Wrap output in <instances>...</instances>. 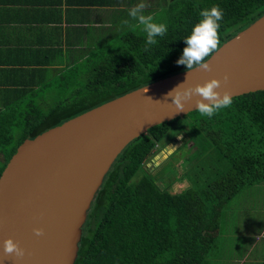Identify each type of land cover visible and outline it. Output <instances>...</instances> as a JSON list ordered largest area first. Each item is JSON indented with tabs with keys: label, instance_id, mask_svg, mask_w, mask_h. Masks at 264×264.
<instances>
[{
	"label": "trees",
	"instance_id": "1",
	"mask_svg": "<svg viewBox=\"0 0 264 264\" xmlns=\"http://www.w3.org/2000/svg\"><path fill=\"white\" fill-rule=\"evenodd\" d=\"M214 5L224 12L220 46L264 15V0H168L162 9L168 32L148 51L146 33L128 31L68 65L59 80L16 82L0 105V176L26 138L187 70L177 64L184 39L200 10ZM185 118L175 130L186 135L183 145L154 169L147 162L182 118L150 128L120 153L88 211L75 264H202L212 252L227 222L225 211L245 189L264 181V90L233 97L231 107L212 118L197 111ZM184 159L188 164L179 176L189 184L174 193L167 178Z\"/></svg>",
	"mask_w": 264,
	"mask_h": 264
},
{
	"label": "water",
	"instance_id": "2",
	"mask_svg": "<svg viewBox=\"0 0 264 264\" xmlns=\"http://www.w3.org/2000/svg\"><path fill=\"white\" fill-rule=\"evenodd\" d=\"M210 64L211 71L159 79L26 138L0 176V264L76 263L88 211L120 153L150 128L196 111L199 97L181 112L165 100L177 85L227 74L218 91L236 97L264 90V15L223 43ZM172 153L167 149L154 166ZM8 238L26 250L22 259L4 257Z\"/></svg>",
	"mask_w": 264,
	"mask_h": 264
},
{
	"label": "crops",
	"instance_id": "3",
	"mask_svg": "<svg viewBox=\"0 0 264 264\" xmlns=\"http://www.w3.org/2000/svg\"><path fill=\"white\" fill-rule=\"evenodd\" d=\"M167 1L0 0V105L16 82L59 80L68 65L131 31L138 23L131 8L145 3L144 14L155 18ZM233 206L245 229L222 231L202 264H264V181L245 189Z\"/></svg>",
	"mask_w": 264,
	"mask_h": 264
},
{
	"label": "clouds",
	"instance_id": "4",
	"mask_svg": "<svg viewBox=\"0 0 264 264\" xmlns=\"http://www.w3.org/2000/svg\"><path fill=\"white\" fill-rule=\"evenodd\" d=\"M148 6L145 3H140L129 10V16L132 20L138 21L133 26H143V31L146 33L145 51L158 43L157 37H163L168 32L167 23L156 22L153 15L144 14V9ZM199 16L200 20L192 28L191 34L184 39L186 47L177 61L178 65H186L188 74L197 69L211 71L210 61L220 51L219 29L224 16L223 9L219 5H214L210 9L200 10ZM122 23L129 25L130 21L125 20ZM228 80L229 76L225 74L223 81L213 78L194 87H185V80V82L168 92L165 100L171 99V103L176 107V112H181L185 111L186 105L193 100V97H199L195 100V110L202 117L212 118L221 109L229 108L233 104V97L229 91L221 92L217 90L221 89L223 83ZM170 148L175 149L174 146ZM34 233L37 237H40L44 235V230L36 228ZM3 253L5 258L15 256L17 259H22L26 254V250L13 238H8L3 243Z\"/></svg>",
	"mask_w": 264,
	"mask_h": 264
},
{
	"label": "rangeland",
	"instance_id": "5",
	"mask_svg": "<svg viewBox=\"0 0 264 264\" xmlns=\"http://www.w3.org/2000/svg\"><path fill=\"white\" fill-rule=\"evenodd\" d=\"M164 10H161V11H158L157 12V15L155 17V21L156 22H164L163 21V16L162 14L164 13L163 12ZM133 29L131 31H136V32H144L143 29L140 30L139 28L137 27H132ZM130 30V29H128ZM112 42V41H111ZM120 42V41H119ZM117 43V46H120L122 42L120 43ZM60 82V81H59ZM48 99H50L49 95H48ZM184 121V122H183ZM187 121V118H182L180 120H178L174 126V128L172 129V131L167 135V137L165 138V141L164 143L162 142L161 145H160V149L156 152V154L147 162V166L150 167V168H155L156 166H154V164H156L157 162H154L155 160L157 159H160L161 156L164 155V153L167 151V149L173 153L178 149L180 148L181 145H183V138L184 136H186L183 132L178 134L176 133V129L180 130L181 127L183 124H185V122ZM187 126V125H186ZM186 129H188V126L185 127ZM189 134V133H188ZM188 139V138H187ZM169 141V142H168ZM174 146L175 149H171L170 147ZM191 146H193V141H190L188 144H187V148H185V150L187 151L189 148H191ZM194 149L192 148L190 151H193ZM164 152V153H163ZM171 155V154H170ZM169 155V156H170ZM168 158V157H167ZM166 158V159H167ZM165 159V160H166ZM183 159V158H182ZM164 160V161H165ZM170 160L174 161L173 158H171ZM162 161V162H164ZM184 163V164H183ZM182 163V165L179 166H174V170L176 171V173L174 174H170L169 178H167V181L170 179V180H173V183L172 185L170 186V190L174 193L176 192H180L182 190H184L186 188V186L189 184V181L187 178H183L181 179L179 174L181 173V169L185 166H187L188 162L186 159H184V162ZM159 166V165H158ZM178 176V177H177ZM234 207V206H233ZM226 214H228L229 216H226L225 217V220L227 221V224L225 226V230H222L224 231L225 233H228L229 231H237V228L240 229L241 231H243L245 229L246 226H244L242 224L241 221H238V210L234 207V209L232 210H229V211H225ZM224 232L222 235H224Z\"/></svg>",
	"mask_w": 264,
	"mask_h": 264
}]
</instances>
